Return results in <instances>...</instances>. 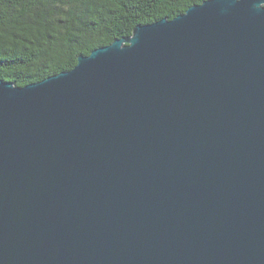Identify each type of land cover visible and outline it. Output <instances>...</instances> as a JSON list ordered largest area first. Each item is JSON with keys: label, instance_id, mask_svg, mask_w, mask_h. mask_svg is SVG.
Wrapping results in <instances>:
<instances>
[{"label": "water", "instance_id": "water-1", "mask_svg": "<svg viewBox=\"0 0 264 264\" xmlns=\"http://www.w3.org/2000/svg\"><path fill=\"white\" fill-rule=\"evenodd\" d=\"M0 264H264V0L0 79Z\"/></svg>", "mask_w": 264, "mask_h": 264}, {"label": "trees", "instance_id": "trees-1", "mask_svg": "<svg viewBox=\"0 0 264 264\" xmlns=\"http://www.w3.org/2000/svg\"><path fill=\"white\" fill-rule=\"evenodd\" d=\"M208 0H0V79L37 84L80 56Z\"/></svg>", "mask_w": 264, "mask_h": 264}]
</instances>
